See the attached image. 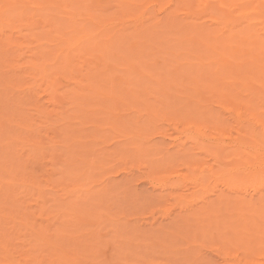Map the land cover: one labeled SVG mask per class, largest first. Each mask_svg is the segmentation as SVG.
Instances as JSON below:
<instances>
[{"label": "rangeland", "instance_id": "obj_1", "mask_svg": "<svg viewBox=\"0 0 264 264\" xmlns=\"http://www.w3.org/2000/svg\"><path fill=\"white\" fill-rule=\"evenodd\" d=\"M93 2H95V0H93ZM66 8L76 9V20L69 19L67 17L68 15H65L64 13H54L56 14V18H50L51 32L47 30L49 27L43 29L44 31L47 30L46 32L41 31V28L38 27L33 28L34 26H42L44 24L41 22L42 16H40L39 13L28 21V19L19 20L20 17L14 16V11L8 12L9 21L13 23V26L16 27L17 25L18 28H12L13 37L7 38V40L13 41L17 46L21 47V49L17 50L18 53L16 52L6 59L5 55H2L1 52L5 50L6 45H0L1 60H5L4 63L17 64L20 67V69L13 70L9 69V67L4 68L2 67L3 65H0V76L7 80L6 86L9 88H7L9 90L8 93L6 92L7 89H4V85L0 86V121H2L0 129L4 130L3 134L10 131V134L15 133L19 138L25 140L26 136L29 135L26 131L29 132L30 130H23L21 133H18L22 130L20 129V126L25 125L26 121L27 123L34 122L37 126H32V128L34 127L33 134L43 141L42 147H39L37 150L36 157L31 156V150H28V148L24 146L23 148H15L17 155L20 156L18 162L14 163L13 159H10L11 153L2 158L4 164L9 166L10 164H14L15 170L12 171V175H15L16 183L21 184L23 182L21 177H24L27 179L25 183L26 185L23 186L24 189L33 190V192L28 193L25 191L19 195L22 196L23 199H26L27 204H30L31 207L27 210L34 211L35 214L33 217L36 222L41 225L54 223L56 224L54 226H61L66 237L69 235L75 236H70L73 240L68 237L72 242L67 246L73 248L75 251H78L76 248L81 250L82 245L84 249L88 250L89 248H87L88 246L85 244L89 243L88 245L91 246L93 244V250L89 249V252L87 251L88 256L85 257V255H83L86 253V250L80 251L81 260H83L81 263L83 264H236L238 260L240 261L237 264L247 261L250 262V264L254 262L263 264V257L261 258V256L264 253V247L255 248L254 245H256L257 240L260 239H256L257 237L255 236L260 234H256V232H259V229H262V231L264 230V214L263 220L262 218L260 219L262 214L259 219H257L256 217L258 216H256V213L258 210L247 208V210H241V208L237 206L239 204L234 202L236 201L235 196H237V194L233 192V190L232 192L227 191L226 189L224 191V188L226 187L223 180L229 176L227 177L220 173L215 174L213 175L214 177L212 176L210 178L207 175L208 171H203L201 180L203 182L205 181V185H208L206 186L207 194L206 190L202 191L201 189V191L199 190L195 192V195L190 194L189 197H187L189 195L188 191L191 193L193 188H190V190H183L184 187H180L181 189H176L177 192L170 187L166 188L163 183L158 181L151 183V181L139 177V173H145L150 169L154 175L156 174L155 177L158 178L166 175H173L174 172L171 168V171H169V168L167 169L163 167H157L156 169L151 168V161L157 160L162 153H154L150 149L149 155L147 156L145 153L143 154L134 151L135 149L133 146L135 147V145L143 147V144H141L143 140L146 146L148 142L147 140L150 137L149 134L153 130L150 129V131L148 129V133L143 132L140 135L142 139H139L134 145L135 140H132L130 136L138 135V133L142 132L137 128L138 122H136V120L138 113L145 118L146 109H144L140 104L141 102L138 101L139 98L137 100L136 97L131 96L132 93L136 92L134 90L129 92V90L131 88L133 89V87H136V89L138 88V91H136L139 93L138 95L140 98L143 99L145 103L152 106L162 104L164 95L160 90L149 92L147 88H144L145 85H147L146 83H149V80H151L148 77H146V80L143 76L140 78L135 73L129 74L126 69L125 59L131 58L122 56L123 53H115L110 48L111 41L109 42L106 40H109L110 37L115 34H122V36L129 39V41H131V39H136L139 42L140 40L142 42L149 40L153 41L152 44H143L141 49H137V52L133 57V59L139 63L137 69H144L149 74L153 73L155 77H157L159 71H162L161 75L164 76L166 75V69H170L172 75V97L179 95L180 97L178 98V101H180L182 100L181 95L186 91V85L188 84L186 82L181 83L180 75L181 73H186L190 70L185 63V60L188 58L192 61H196V59H192L184 54L178 55L179 53L172 51V55L166 53L167 47H172V49L176 47L174 38L178 34L174 35L172 31V39H169L168 41H166L167 35L161 31L155 32L154 37L151 39L145 38L150 34L142 37H133L132 34H128L131 27L124 31L118 30L117 32V29L122 27V24L120 23V20H113V22L109 24V28L103 30L98 29V33L94 34L91 39L88 40L87 38L86 40L81 41L77 48L74 47L71 50V60L76 63V70L84 69L83 71H85L86 67L91 68V70H89L90 76L83 83H87L85 90L89 89V93L92 95L89 104L84 108L90 109L92 113L90 114V112H84L83 109L73 107V105H71L72 103L68 102V99H64V111H66L67 108L69 109L67 112L59 116H48L49 121L54 125L53 129H48L47 127L49 126L44 121L46 117L40 116L34 110L29 109L31 107H29L26 104V100L23 99V95H25L27 87H29L28 84H32L33 81H36V83H42V81L39 79L41 76L39 72L33 73L32 71L34 69L31 66L22 63L26 58L25 55L28 54L27 48L32 46L35 47L37 43L54 44L58 41L55 38L58 34H62L63 37L73 36V33L75 32H69L73 26L78 29V35H75L77 38L82 35L85 30H92L91 34H93L95 33L93 32L94 28H97L83 19L88 17V13L95 14L94 4L91 5L89 10L83 7V3H76L75 5L66 6ZM117 9V6L110 4V8L105 11V13L116 11ZM31 21H35L36 24L29 25L28 22ZM53 21L62 23L63 29H58L60 31H56L57 29L55 28V23H53ZM176 21H178V19ZM129 22L130 21H127L124 27H126V25L130 26L131 23ZM183 22L184 20L182 23ZM80 27H84L85 29H80ZM37 32H39V34H37ZM48 47V49L55 48L54 46ZM21 52L25 53L20 55L22 56L20 58L19 53ZM59 52V50L57 52L52 50L51 55L46 57V64H52L54 55ZM162 62H168L170 65H168V68H164L162 67ZM49 68L50 66L48 67V70ZM201 71L202 70H200L199 73ZM205 74H208V66L205 68ZM19 75H21V78ZM121 75L125 78H140L142 81L140 80L139 83L137 82L139 80H134L130 83L121 80L118 81V78ZM110 76H116L117 78L112 80ZM202 79L204 78H200V83H202ZM138 84H141V86H138ZM43 87H45L44 83L40 87L41 90H36V93L30 90L31 93L25 96L30 99L31 102H34V98L40 97L39 103L44 104V108L47 107L46 109L48 110L51 109L53 105L48 101L47 93L42 92ZM199 88L200 96L204 98L211 96V98H208L207 102L213 104L215 111L219 110L215 109L217 106L221 108V111L219 110L217 114L215 113V117H217V115L219 116L218 121H224L223 125L225 128L229 125L234 127L229 126L232 128L231 130L229 127L228 129H217V132H215L221 133L223 131L221 135L223 134V138H226L224 139L225 147L229 144L230 138L236 136L237 124L234 122V113H241L245 120L252 119L255 123H259V120L263 117L261 111L264 109V106H262L261 102L257 101V99L253 102H249L247 97H243L238 93L236 87L233 88L229 85H222V93L208 92L203 85ZM61 91L62 89L57 90L59 94ZM107 92H115L120 96L119 98L130 97V99L127 98L128 100L126 99V101H124V98V100L111 101V99L106 97ZM5 94L6 96H9H7V98H9L8 100H5ZM233 95H235V97H233ZM126 102H128L127 105ZM105 103L106 105L113 104L111 105L112 107L108 109L106 108ZM178 105L179 104H174V108L176 107V114H172L175 115L172 116V124L178 122V130H175L172 125V131L169 130L171 135L167 139L164 138L165 142L162 147H168V149L170 147V151L172 152H175V150L177 151L181 145L184 146V149L192 148L190 150L192 156H189L192 159L190 158V160L197 161L195 162L196 164L193 163L189 169H186L184 166H179L180 162L188 157L181 155L182 151H180L181 153L178 152L176 155L174 153L175 159L172 160V167H175L181 174L192 175L197 172L195 167L203 165V160L206 162L204 163V166H206V164L207 166L211 165L215 171L229 170L231 166V169H234L233 167H235V165H239V161L237 162L234 160V162H232L231 157L234 158V154H231V149L228 146L225 151L223 149L224 146H222V158L219 163H217L216 160L214 162L204 151L198 150L197 147L201 146L205 140L202 139L203 137L201 138L200 131L194 125V122L196 121L183 116L180 113L181 110L178 108ZM101 109H108L105 110L108 112H103ZM132 110L135 114L137 113V110L139 112L137 115H134L131 112ZM57 112H59V109H57ZM64 114L68 115V117H65ZM89 115L97 118L111 117V121L116 117L123 118L125 116H130L132 118L130 123L132 128L126 129V127L123 126L120 128L125 131H120L117 128L112 130L110 127L113 124L109 118H107L109 122L107 120L106 122L102 120V122H100L104 124L102 125L104 130L100 129L96 131L92 127V119ZM165 115L164 113H159L156 116V123H167V117ZM68 119L70 121H68ZM210 121L211 119H209V122ZM68 122L72 123L71 127L67 126ZM140 123H142V121ZM188 127H191V129H188ZM205 130L208 135H215L213 133L215 129L212 127H206L202 131V135ZM3 134L2 137L4 138L6 135ZM34 136L32 135V137ZM153 137L157 138H153L154 140H163L158 135H153ZM5 141L6 139L3 140V142ZM120 141L123 142L122 145H120ZM121 147L123 151L120 149ZM123 147L126 148L124 149ZM148 147L150 148L149 145ZM13 149L14 147L10 150ZM71 149H77L79 151V154L77 153L78 158L77 155L74 157V155L71 154ZM144 152L146 151L144 150ZM119 160L120 162H125L126 166L129 168L128 172L130 173L127 174L126 171V174L124 173L123 175L122 170H118L120 169L118 168L120 167ZM175 161L179 163L176 164ZM114 163L117 165V167H115L117 171L116 175H114L115 173H110L109 176L115 177L114 182H116H112L114 185L109 189V193L103 194L102 201L99 203H96L95 201V203L93 202V205L91 200L96 195V190L101 188L102 181L108 176L104 168L109 165L111 166V164ZM8 168L9 167L6 166V169ZM156 170L158 173L155 172ZM129 174L132 175L130 176ZM119 180L121 181V184H116L117 181L120 182ZM31 183H34L33 185L35 188L40 189V194H38L35 188H31ZM23 187H20L18 191L23 190ZM89 187V191H84V189ZM220 189L225 192L222 202L218 204L215 203V207L212 206L214 208L211 207V210L200 209L196 214L190 215L191 218L189 217L181 220L183 217L180 218V214L186 215L189 212L191 213L192 209L197 210V208L202 206L203 199H210L209 197L212 199L215 197L214 194L220 192ZM69 190H72V193H75V196L73 197L75 201L72 203L74 206L79 207L80 205L87 204V207L85 206L86 208H92V211L88 209V213L91 214L92 217H89L91 215L86 216V220L90 221H86L87 224H84L85 222L83 223L82 221L81 224L78 219L73 218L74 214L71 210L72 208L70 209L68 206H61L63 211H66L64 214L61 212V207L56 206V203L60 204V199L66 200L68 195L65 192H68ZM250 191L251 190H249V193L251 194ZM58 197L59 200H57ZM50 198H53L54 201ZM200 199H202V201ZM191 201L192 203H190ZM189 206L190 208H188ZM194 206H197V208ZM40 209H42L41 213ZM188 209L189 212L187 211ZM89 210L91 212H89ZM239 212H242V215L239 214ZM262 212L264 211L261 208L259 214ZM52 215L54 218L48 220ZM93 217L96 218L95 221L92 219ZM171 218L172 221L170 220ZM61 219L63 222L62 224L59 223ZM117 219L119 221H117ZM122 220H125V223L128 220V224L125 225ZM76 221L80 224L75 225V223H78ZM168 221L171 225H167L168 223L166 222ZM170 221L172 223H170ZM245 221L246 223H244ZM89 223L92 224L90 225ZM158 224L159 227L160 224L161 226L163 225L162 229L158 227ZM75 226L79 228H76ZM90 230H92V232H90ZM69 239L65 238V243H67ZM262 241L264 245L263 237ZM12 242L19 250L27 247L25 246L27 243L25 237L16 238V236H13ZM260 245L261 243H258L257 246ZM245 247L250 249L244 250ZM245 253H247V255Z\"/></svg>", "mask_w": 264, "mask_h": 264}, {"label": "bare ground", "instance_id": "obj_2", "mask_svg": "<svg viewBox=\"0 0 264 264\" xmlns=\"http://www.w3.org/2000/svg\"><path fill=\"white\" fill-rule=\"evenodd\" d=\"M76 3H83V7L88 10L91 5L94 4L95 14L88 13V17L82 18L85 19V21H87L88 23H91L94 27H97L94 28L93 32L95 33L91 34L92 30H85L84 33L77 38L75 35H78V29L77 27L73 26L69 30V32H75L73 33V36L63 37L62 34H58L55 36L58 41L54 44L37 43L35 47L32 46L27 48L28 54L25 55L26 58L22 63L31 66L34 69L32 71L33 73L39 72L41 74L39 79L42 81V83H36V81H33L32 84H28L29 87H27V92L25 93V95H29L31 91H34L36 93V90H41L40 87L44 83L45 87L42 88V92L47 93L48 101L53 105L51 109L47 110V107L44 108V104L39 103L40 97L34 98V102H31L30 99L23 95V99L26 100V104L31 107L29 109L34 110L40 116L46 117L44 121L49 126L47 127L48 129H53L54 127V125L51 124L52 122L49 121L48 116H59L67 112V110L69 109L67 108L66 111H64V99H68V102L72 103L71 105H73V107L83 109L84 112H90V114L92 113L90 109L84 108L89 104L92 95H90L89 89L85 90L87 83H83L90 76L89 70H91V68L86 67L85 71H83L84 69L76 70V63L71 60V50L74 47L77 48L81 41H84L87 38L88 40L91 39L94 34L98 33V29L103 30L109 28V24L112 23L113 20H120V23L122 24V27L117 29V32L118 30L124 31L131 27V30L128 31V34H132L133 37H142L150 34L145 38L151 39L154 37L155 32L161 31L162 33L167 35L166 41H168L169 39H172L171 35L173 31L174 35L178 34L174 38L176 47H174L173 49L172 47H167L166 53L172 55V51L175 53H179L178 55L184 54L192 59H196V61H192L188 58H186L185 60V63L190 70L186 73H181L180 75L181 83H188L186 85L187 88L185 87L186 91H184V93L181 95L182 100L180 101H178V98L180 97L179 95H175L172 97V75L170 73V69H166V75L164 76L161 75L162 71H159L157 77H155L153 73H147L144 69H137L139 67V63L133 59L134 55L137 52V49H141L143 44H152L153 41L149 40L142 42L140 40L139 42L136 39H131V41H129V39L122 36V34H115L111 36L109 40H106L109 42L111 41L110 48L115 53H123L122 56L131 58L125 59L126 69L129 74L135 73L140 78L143 76V78L145 79L146 77H148L151 80H149L150 82L147 81L149 83H146L147 85H145L144 88H147L149 92L160 90L164 95L162 104L158 106H152L148 105L143 99L140 98V96L138 95L139 93H137L138 88L136 89V87H133V89L131 88L129 90V92H132V90L136 92L132 93L131 96L136 97L137 100L139 98L138 101L141 102L140 104L144 107V109H146V113L144 116L145 118H143V115L138 113V110L136 111L138 113V117L136 120V122H138L137 128L142 132H137L138 135L130 136L132 140H135L134 145L136 144V142H138L139 139H142L140 135L143 132L148 133L150 129L153 130L149 134L150 137L147 140L148 142L146 146L143 140L141 142V144H143V147L140 145H135V147L133 146V148L135 149L134 151L141 152L143 154L145 153L147 156L149 155L150 149L154 153H162V155L158 157L157 160H155L156 162L151 161V168L156 169L157 167H163L167 169L169 168V171H171V168L174 172V174L172 173L173 175H166L158 178L155 177L156 174L154 175L152 170L150 169L145 173H139V177L147 181L149 180L151 181V183L154 181H158L160 183H163L166 188L170 187L173 190H176L180 187H184L183 190H190V188H193V191H191V193H189L190 191H188L189 195L187 197H189L190 194H194L199 190L201 191V189L202 191H205L207 189L206 186L208 185H205V181L203 182L201 180L203 171H208L207 175L210 178L215 174L221 173L223 175H226L227 177L229 176L228 178L223 180L226 187L224 188V191L225 189L230 192H232L233 190V192L237 194V196H235L236 201H234L235 203L239 204L237 206H239L241 210L246 208L258 210V212L256 211V216H258L256 218L259 219L260 215L262 214V217H260V219L262 218L263 220L264 212L259 214V210L262 208L264 211V109L261 111L263 117L259 120V123L253 122L252 119L245 120V118L242 117L241 113H234V122H236L237 124L236 136L231 137L229 135L231 138L227 136L230 138V142L229 144L227 142V146L230 147L231 154H234V158L231 157V160L232 162H234V160L240 162L239 165H235V162V167H233L234 169H231L232 166L230 165L231 167L229 166V170H222L223 172L219 170L215 171V169H213L211 165L207 166L206 164V166H204V163L206 162L203 160L202 166L198 165V167H195L197 172H195L194 174H181L175 167H172V160L175 159L174 153L176 155V153L182 151V153L180 152L181 155H184V157L188 156L183 161L180 160L181 162L179 166H184L186 169H189L191 168V165H193V163L197 161L190 160L191 157L189 156H192V153L190 152L192 148L184 149V146L181 145V147L178 148L177 151L175 150V152H172L170 151V147L168 149V147L165 148L162 147V145L165 142L164 138L167 139L171 135V132H169V130L172 131V125L175 130H178V122H174L172 124V116H175L172 114H176V107L174 108V104H179L178 108H180L181 110L180 113L183 116L191 118V120L194 119L196 121L194 122V125L200 131L201 138L203 137L202 139L205 140V142H203L201 146L197 147L198 150L204 151L207 155H209L210 158L213 159L214 162L216 160L217 163H219V161L221 160V153L223 152L222 146H224V139L226 138H223V134L221 135L223 131L221 133H215L217 132V129L225 128L223 125L224 121H218V115L217 117H215V113L217 114L219 110L221 111V108L217 106V108L215 109L219 110L215 111L213 104L207 102L208 98H211V96H207V98H204L199 95V87L201 85H203L208 92L212 93H222V85H229L233 88L236 87L238 89V93L243 97H247L249 102H253L255 99H257V101L261 102L262 106H264V0H95V2H93V0H0V45H6L5 50L1 51L2 55H5V58L8 59L12 54H15L17 50L21 49V47L17 46L13 41L7 40V38L13 37L12 28H18L17 25L15 27L13 26V23L9 21L10 19L8 18V12L14 11V16L20 17L19 20L28 19V21H30L33 16H36L37 13H39V15L42 16L41 22L44 24L42 26H34L33 28L38 27L41 28V31L43 32H46L47 30L51 32L52 30L50 29V18H56V14L54 13H64L65 15H68L67 17L69 19H72L74 21L76 20V9L66 8V6L75 5ZM110 4L117 6L118 9L116 11H109L105 13V11L110 8ZM177 19L178 21H176ZM183 20L184 22L182 23ZM127 21H130L129 23H131V25L129 24L130 26L126 25V27H124ZM28 23L29 25L36 24L35 21H31ZM53 23H55L54 26L57 29L56 31H60L63 29L62 23H59L57 21H53ZM47 27H49V29L44 31L43 29ZM80 29L85 28L80 27ZM37 34H39V32H37ZM48 46H54L55 48L48 49ZM52 50H55V52L59 50L60 52L54 55L52 64L47 65L46 57L51 55ZM23 53L25 52L19 53V56ZM21 57L22 56H20V58ZM4 62L5 60H1L0 57V65H3L2 67H9V69L13 70L20 69L19 65L17 64ZM162 64V67L164 68H168V65H170L168 62H162ZM49 66L50 68L48 70ZM207 66L208 74L206 75L205 68ZM200 70L202 71L199 73ZM20 76L21 75H19V77ZM201 77L204 78L201 80L202 83L199 82ZM110 78H112L113 80L117 77L110 76ZM140 78H125L123 77V75H121L118 78V81L121 80L123 82L130 83L134 80H139L137 81L139 83L140 80L142 81V79ZM0 84V86L4 85L5 90L8 88L6 86L7 80H5L3 77L1 78V76ZM138 86H141V84H138ZM8 89L6 92L9 91ZM60 89H62V91L59 94L57 90ZM7 96L5 97V100L9 99L7 98ZM106 97L108 99H111V101L124 100L125 98H119L120 96L115 92H107ZM233 97H235V95H233ZM127 98L130 99V97ZM127 98H125L124 101H126ZM29 102L31 106L29 105ZM112 104L106 105L105 103V106L109 109L112 107ZM127 104L128 102H126V105ZM57 109H59V112H57ZM108 109H101V111L104 112ZM133 110L131 112L134 115H137V113L135 114ZM159 113L168 115H165L167 117V123H156V116ZM64 116L68 117V115L66 114H64ZM89 116L92 119L93 129H95L96 131L100 129L104 130L102 126L104 124L100 122H106V120L108 121L107 118L109 117L97 118L92 117V115ZM209 119H211L210 122ZM68 121L70 120L68 119ZM131 121L132 118L130 116H125L123 118L116 117L115 119H112L111 122L113 125L110 128L112 130H115L114 128H117L120 131H125L120 127L124 126L126 127V129H131ZM141 121L142 123H140ZM0 124H2V121H0ZM33 125L37 126V124H35L34 122L27 123L26 121L25 125L20 126V129L22 130L18 133H21L23 130H30L29 132L26 131V133H29V135L26 136L25 140L19 138L15 133L10 134V131H7L5 132V134H3L4 130L0 129V264H83L81 263L83 260H81L80 251L86 250V253H84L83 255H85V257L88 256L87 251L89 252V249H92L93 244L92 246L88 245L89 243L85 244L86 246H88V250L84 249L82 245V249L80 248L81 250H79V248H76L78 251H75L73 248L67 247L72 242L70 240H73V238H71L70 236H75L69 235L68 237L71 238L69 239L64 235V230L61 228V226H54L56 225L54 223L46 225L38 224L33 217L35 214L34 211L27 210L31 207L30 204H27L26 199H23V197L19 195L20 193L25 191L28 193L33 192V190H26L23 187L26 185L25 183L27 179L21 177V180L23 182L21 184L16 183L15 175H12V171L15 170L14 164H10V166L6 165L2 160V158L11 153L10 159H13L14 163L18 162L20 156L17 155L15 148H23L24 146H26L28 150H31V156L36 157L37 150L39 147H42L43 141L42 139L34 136V127L32 128ZM71 125V122L67 123L68 127H71ZM206 127L214 128L215 131L213 133L215 135H208L206 133V130L202 135V131ZM228 127H226L225 129H228ZM231 127H229L230 130L232 129ZM188 129H191V127H188ZM2 134L6 136L3 138ZM32 135L34 137H32ZM153 135H158L163 140H154L157 138L153 137ZM221 136L223 139L221 138ZM5 139L6 141L3 142V140ZM122 143L123 142H121L120 145H122ZM148 145L150 146V148L148 147ZM227 146H224V151ZM13 147L14 149L10 150ZM123 148L125 149L126 147ZM120 149L122 150V147ZM144 150L146 152H144ZM78 152L79 151L77 149H71V154L74 155V157L77 155L78 158ZM178 163L176 162V164ZM6 166H8L9 168L6 169ZM119 166L120 167L118 168L120 169L118 170H122L123 175L126 171L127 174L130 173L128 172L129 168L126 166L125 162L123 163V161H121ZM115 167H117V165L114 163L111 164V166L109 165L104 168L108 176H106L102 181L101 188H98L96 190L97 193L91 200L92 204L93 202L95 203V201L96 203L101 202L103 194L109 193V189H111V186L114 185L112 184V182H116H114L115 177L109 176L110 173H115L114 175H116L117 171ZM157 170L155 172L158 173ZM33 184L34 183H31L30 185L32 189L35 188ZM116 184H121V181H117ZM20 187H23V190L18 191ZM35 190H37L38 194H40L39 188H35ZM89 190L90 187L84 189V191ZM249 190H251V194L249 193ZM224 191H221V189L218 193L214 191L216 194H214L215 197H213L212 199L211 197H209L210 199H208L207 196L206 200L203 199L204 201L200 199L202 201V206H200L199 208H197V206H194L197 208V210L192 209L191 213L188 209L187 211L189 213L186 215L180 214V218L183 217L181 220H183L184 218H189L190 215L196 214V212L200 209L211 210V207L214 206L215 203L218 204L222 202L225 196ZM72 192V190L65 192L68 197L66 198V200L60 199V204L56 203V206H68L70 209L72 208L71 210L74 214L73 218L78 219L81 224L82 222H85L84 224H87L86 221L88 220H86V216L91 215L88 213V209L90 208H86L87 204L80 205L79 207L74 206L72 203L75 201V199H73L75 193ZM57 200H59V197L57 198ZM190 203H192V201ZM188 208H190V206ZM60 209H62L61 212H63L64 214L66 213V211H63L62 207ZM90 210L89 212L92 211ZM41 211L42 209H40V213ZM241 213L239 212V214ZM89 217H92V215ZM53 218L54 216L52 215V217H49L48 220H52ZM92 219H94V221L96 220V218L94 217ZM118 219L117 221H119ZM128 220L126 221V223L124 222L125 220L122 221L125 225H127ZM170 220L172 221V218ZM171 221L170 223H172ZM59 223H63L62 219ZM80 223H75V225ZM166 223H168L167 225H171L169 224V221ZM244 223H246V221ZM77 226L75 227L79 228ZM162 226L160 224L159 227L158 224V227L160 229H162ZM164 227L167 228L166 226ZM260 230L262 231V229H259V232H256L257 230L255 231L256 234L260 233L259 235L255 236L257 237L256 239L260 238L259 240H257L256 245H254L255 248L264 247L262 243V237L264 240V230L262 232ZM90 232H92V230H90ZM13 236H16V238L25 237L27 239V243L25 244V246L27 247L19 250L17 246L12 242ZM65 238L69 239L67 243H65L64 241ZM258 243H261L262 246H257ZM245 249L250 248L245 247L244 250ZM245 254L247 255V253ZM263 254L261 258L263 257L262 259L264 264ZM239 261L240 260H238V262ZM241 264H250V262H242ZM251 264L259 263L254 262Z\"/></svg>", "mask_w": 264, "mask_h": 264}]
</instances>
